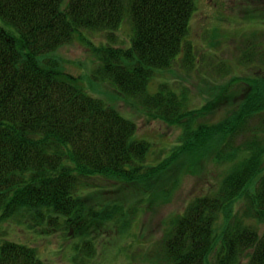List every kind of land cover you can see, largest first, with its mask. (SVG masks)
I'll use <instances>...</instances> for the list:
<instances>
[{
	"label": "trees",
	"instance_id": "trees-1",
	"mask_svg": "<svg viewBox=\"0 0 264 264\" xmlns=\"http://www.w3.org/2000/svg\"><path fill=\"white\" fill-rule=\"evenodd\" d=\"M128 8L131 45H103L98 69L102 81L143 106L154 119L181 127L175 152L196 153L216 136L242 130L240 136L254 137L246 144L248 156L242 164L213 196L191 203L166 242L171 264H205L215 244L218 214L264 172V118L256 119L264 113V50L252 57L247 53L244 60L257 64L254 74L261 75L260 81L247 85L245 99L233 115L216 125L196 127L209 107L185 110V98L166 83L149 93L156 72L171 68L184 52L189 60L194 58L187 41L196 0H0V220L27 210L37 222L47 218L57 226L62 215L61 227L69 235L88 237L92 224L84 213L94 209L79 193L83 179L103 176L151 188L170 159L179 156L151 164V144L136 137L137 124L87 94L60 69L58 60L46 57L82 30L114 35ZM255 200L264 222V174ZM90 214L102 220L111 217V212ZM82 246L86 257L94 255L92 240L85 239ZM223 248L225 263L232 264L243 250L252 248L248 264H264V234L260 237L254 229L235 227L226 233ZM0 264L45 263L34 248L4 242Z\"/></svg>",
	"mask_w": 264,
	"mask_h": 264
},
{
	"label": "rangeland",
	"instance_id": "rangeland-1",
	"mask_svg": "<svg viewBox=\"0 0 264 264\" xmlns=\"http://www.w3.org/2000/svg\"><path fill=\"white\" fill-rule=\"evenodd\" d=\"M211 2L216 5L208 9L209 0H196L187 41L193 47L194 58L189 60L184 52L171 68L156 72L148 87L153 94L166 83L185 98V110L209 107L196 127L213 126L231 117L245 99L247 85L253 87L261 77L254 74L257 64L253 66L244 60L247 53L252 57L255 52L264 50V12L256 13L255 9L264 11V0ZM252 5L255 7H246ZM128 10V16L114 35L103 30H82L71 42L46 57L58 60L60 69L71 74L75 84L87 94L102 99L137 124L136 137L151 144L148 155L151 164L158 165L175 154L179 156L170 159L167 170L151 188L139 181L129 183L103 176L83 179L79 193L94 209L84 213L92 224L88 237L69 235L61 227L65 223L62 215L55 226L50 225L47 218L37 222L30 211L22 210L9 219L0 220V247L4 242L32 247L45 264H171L166 242L177 219L197 198L213 196L248 156L246 144L254 137L251 134L240 136L243 130L216 136L196 153L175 152L181 127L154 119L143 106L102 81L98 69L102 64L99 51L103 45L117 48L131 45L133 24ZM262 118L264 113L256 119ZM257 122L254 120L253 124ZM261 138L264 141V132ZM263 174L253 177L242 195L218 214L214 226L215 244L205 264H229L225 263L224 239L235 227L251 228L263 236L264 222L260 220L255 202ZM96 210L100 214L111 212V217L94 218L90 213ZM85 239L94 243L91 257L84 255ZM252 252V248L243 250L232 264H248Z\"/></svg>",
	"mask_w": 264,
	"mask_h": 264
},
{
	"label": "flooded vegetation",
	"instance_id": "flooded-vegetation-1",
	"mask_svg": "<svg viewBox=\"0 0 264 264\" xmlns=\"http://www.w3.org/2000/svg\"><path fill=\"white\" fill-rule=\"evenodd\" d=\"M211 1H212V0H209V3L206 4V7H207L208 9H212L213 6L216 5L215 3H212ZM210 2H211V3H210ZM214 2H215V1H214Z\"/></svg>",
	"mask_w": 264,
	"mask_h": 264
}]
</instances>
